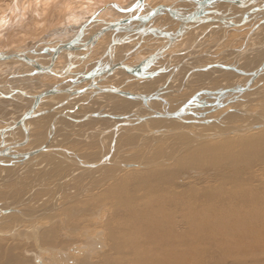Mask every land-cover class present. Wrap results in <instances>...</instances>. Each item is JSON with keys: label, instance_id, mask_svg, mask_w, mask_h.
I'll list each match as a JSON object with an SVG mask.
<instances>
[{"label": "bare ground", "instance_id": "1", "mask_svg": "<svg viewBox=\"0 0 264 264\" xmlns=\"http://www.w3.org/2000/svg\"><path fill=\"white\" fill-rule=\"evenodd\" d=\"M136 1L137 0H132V1L130 0H0V43L2 40L7 41L8 39L7 30L9 26L12 27L15 25L14 27L17 26V28L20 31V32L19 31L17 32L21 33L24 31L25 33L23 36L20 35L21 37H18L17 39L15 38L16 35L10 34L11 39H14V38L16 39L14 41L15 44L11 45V47L2 46L0 44V52L1 51H7V52L14 51L15 52L17 50L19 51V50L30 49L35 46L42 48L43 46L41 47L40 41L43 40L42 38L44 37V35H39L38 32L44 30L46 27L48 28L52 27V25L54 24L52 21L56 20V18L58 19V21H55L56 25L50 29L52 30L56 26H60V24L63 23L64 21V24L61 25L60 27L61 29H59L61 32L58 33V34H63V35H59L60 37H57V39L62 42H66L65 40H67L70 37V35H73L74 33L76 34L77 28L81 24L87 22L89 17L97 13L100 9L102 10L99 13L98 17L101 20L118 22V21L123 20L124 17H128L135 13V12H125L121 10L123 8H128ZM149 1L150 0L145 1L147 8L146 6L142 8L143 10L142 14L148 11L147 10L148 7H154L151 3H149ZM197 1H200V0H175L174 3L176 4L169 6V7L174 9L176 15L185 16V15L190 14L194 10L193 8L195 7ZM253 1L257 2L258 4L264 3V0H253ZM101 4H104V5H101ZM114 4H116L118 8L114 6ZM219 8H221L222 11ZM250 8H251V5L249 6V9ZM138 9H140V7ZM249 9L248 7L241 8L239 6H236L232 2L215 1L213 2V4L203 7L202 13L198 14V17H197L198 19L200 20L206 19V20L205 21H195V23L186 24L184 26L185 28L182 31L183 34H181L174 42H172L170 46L167 45L169 43L168 36L172 37L173 35H175V33H177L176 31L178 29L179 21H177L178 22L177 26L175 25L176 28H173L172 26L174 25L171 24L174 18L170 20L171 22L167 21V23H165L164 20L162 21V18L160 17H163L164 19H166L167 15L168 17L171 16L166 10H163L159 13L158 16L154 18V19L158 18V20L160 19L159 22L163 24V27H164L163 30L161 27L152 25L153 22L155 21L153 19L148 24V26H151L153 28L151 32L143 34L142 37H139V39L133 42H130V43H126L123 46L119 47V49L116 50L117 54L115 56L119 59L118 61H124V63L130 64L133 67H137L136 64H134L131 60H129V58L132 56L133 59H135L137 62L142 63V60H144L143 56L140 59V61H138V57L141 54L140 52L144 50L143 48L148 47L147 50H150V51L152 50L155 52L164 49L163 52H166L167 55L160 57V59L163 58L165 60L164 64H167L168 62L169 67H171L174 64L173 66L175 68L182 62L185 64L182 67L187 66L191 69V71H192V68L195 69L196 67H200V68L207 67L209 65H214V64H221L219 65L220 68L221 67L225 68L224 66H232L223 61L222 63L218 62V59L216 56L217 53H213V52L203 53V52H200V49L196 51L197 45H201L200 41L203 40V37L205 35H208L209 32L215 29L220 30L221 32H225L227 35L229 32L236 31L237 29H246V27L249 26L248 24L254 21V24L256 25L252 23L251 26H249V27H252V31L249 28L250 31L245 33L247 36L249 35V38H250L249 39L250 41L248 39L247 41H249L250 43H253V45L255 46L254 48L263 47L264 46V36L261 35V30L262 28H264V11L249 13L248 21L246 23L239 24L240 22L244 20L243 17L249 11ZM87 12H90V14L87 17H85L84 20H82L84 18V15ZM67 16H69L68 19H66ZM260 21L261 23H258ZM159 22H156V23H159ZM174 23H176V21ZM232 24H235V25H232ZM76 25L78 26L76 27ZM136 25L137 23H131V22L125 23L116 32L106 33V35H104L99 40V42L97 43V46L103 40H104L103 43H105L108 40L107 37H109L110 35H112V38H122V36L124 35L128 37L136 36L135 31H134L135 29L134 27ZM72 26H75V27H72ZM92 26H91V29L94 30L95 28H93ZM74 28H76V30H74ZM128 28L130 29V31L126 30ZM156 28H158L159 31ZM195 30L198 31L199 36L194 38L193 36L194 34H193L192 36L194 40L192 42H188L187 38ZM213 33L214 31L210 33V38L212 37L214 38V36H212ZM215 34L216 33H214V35ZM196 35L197 33L195 34V36ZM67 36L68 38L66 39ZM28 38L32 39L30 41V44L29 45L27 43L24 44L25 42H27L26 40ZM156 40H159V42H155ZM136 43L138 45H136ZM216 46H217V43H216ZM246 48L247 47L245 48L243 47L244 50ZM130 49H136L137 51L129 52ZM249 49H252V47H250ZM249 49H248V52H249ZM139 50L140 52H138ZM178 51L181 52L180 56L182 58L181 60L178 59L177 60L178 63L175 64L174 58L177 57ZM245 51L247 52V50ZM245 51H243V54L239 55V57L236 60L242 61L244 59L243 63L249 66L251 63L253 64V62H255L254 61L255 55L245 57L246 56ZM92 52L96 54L97 56L99 55V53H102L100 52V48L96 46ZM130 53L132 55H130ZM137 53H140V54L136 55ZM250 53H252L251 50H250ZM258 55H259V52H257V56ZM157 56H160V54L155 55L154 57L153 56L151 57L152 64L153 63L156 64V62L160 61V59H156ZM203 56L208 57L209 59H212L214 61L210 62L209 64L208 63L202 64V61H200V58L202 59ZM62 61H63V58H61L59 63H62ZM263 61H264V57L261 62ZM146 63H149V62H146ZM9 65L11 67L9 71V78H11L12 77L11 72H13V70L17 71L16 69H18L17 68L18 64H9ZM85 65L87 68L90 66L89 63H86ZM240 65H236V67H238L242 71H246L245 65L244 66L243 65L240 66ZM81 66H79V69L81 68ZM145 67H143V71L150 73V70L148 68L146 69ZM182 67H180L179 70L177 71H174V69L172 68L173 69L172 76H174L173 80L169 78L170 76L169 77L167 76L165 79H161L162 78L160 77L161 75L156 78H154L153 75H151L148 78L147 77L143 78L145 80L144 86H139L138 90L134 92L140 93V94L144 93L146 95L156 93V97L147 101L148 107H146V109L148 112L144 113V115L140 114L135 117L136 119L132 118L131 114L135 108L134 106L136 105L137 107L139 103H143V101L140 99H132V98H128L130 100L129 101L130 105L127 107L128 113L123 114L120 111H118L117 113H108V112H107L108 114L106 113L107 117L109 116L110 118H112V120L108 119V121L110 122L114 121V122H112V126H110L108 123V126L106 125L107 126L106 129L103 128L102 126H99L96 129H94L95 131L99 133V136H98L99 141L97 142V144L99 143V146H100L99 151H98L99 157L97 159H94L98 163L95 166H92L93 159L89 160L82 156L75 157V155H73L75 154L74 150L65 149L69 151L68 153L67 151L56 149L55 151H57V153L58 151L59 152L61 151V153H63L64 156L63 155L61 156H63L65 160L67 159L68 161L67 160L66 161L68 162L69 165H71V169L67 167L68 170L64 172L63 170H65L64 169L65 166L63 165V163H61V161L60 162L53 161L50 164V169L53 172L54 171L58 172V174H54V173L51 174L59 182V184L57 181H56L57 183L55 182L56 184H58V188H55L57 194L52 193L51 191H46L45 188H41L43 179H45L44 178L45 174H43L44 172L41 173L43 170L40 173L37 172L38 174H36V178H33V180L36 179V181L38 180V182L34 183L33 186L30 185L31 187H33V190L31 189L33 194L32 193L29 194L27 198H29V196L32 195V199H35V202L38 201L40 205L38 206L36 205V203H34V207H31L33 211L35 210L33 212L34 213L33 216L32 215L26 216L25 214L21 213L22 211H19L15 209L14 207L4 208L3 210L0 209V231L6 232L9 235L12 234L14 236H19V237H22L23 233L26 232L24 228H21V225L15 226L14 221L16 219L13 221L12 226H8L4 223L5 219L3 221V215L6 211L7 212L10 211L11 216L13 217H14V214L12 212L14 213L17 212L18 214L22 215L23 219H26L31 222H36L37 217L39 215L41 216L46 215L45 212L47 211H49V213H52L54 216L61 214V212L65 210L64 209L65 202L68 203L71 200L80 198L83 194H87V190H91L92 188H94V186L96 185L100 186L105 182V181L99 182V180H96L100 177L96 178L95 180L92 177H90L92 176V174H95V171L97 169L108 168L107 171L102 170L101 172L102 174L109 176L106 181V182H109L110 178L113 181L119 177L120 173L123 170L119 166L126 167L127 169L128 167H133V166H139L138 169L145 168L147 164L146 163L144 164V162H141L140 161L141 159L139 160L140 162L128 161L126 159L125 153H127V151H129L130 148H138V147L143 146L145 142V138L147 137L148 134H153V136L155 137L157 136L158 138H163V137L169 138L170 137L169 141L171 143L168 142V144L175 146V148H173V151H172L173 153L169 151H167L166 153H167V157L171 154V159L173 158L172 154L176 155V158H177L181 155L182 152L187 153L194 149L195 151H193L192 155L190 156V160L194 161V163L197 166H199L206 162H214L215 160L217 161L218 159H224V157L233 155L234 153V151H232L233 140L228 141L226 138L230 139L231 137L234 138L236 136H241V135H252L255 132H264V105L262 104H259V106L256 105V108H259V110L255 109V107L251 108L252 103L254 104L255 102L257 103V101L259 100H264L263 98L261 99V97L257 95L259 91H256L257 87H259V81L264 76V69L260 73V75L262 74L261 77L260 78H258V76L255 77V80L251 83V85L248 87L247 90L241 93H228L227 95L222 96L223 101L224 100L226 101L228 100V98H231V101L227 102V104L225 103L223 105H216L215 107L214 106L207 107V106H200L202 105L201 104L202 101L205 100V101H210L211 103H213L215 99L211 98L213 96L209 93H201L202 91H216V90H221V89H229L233 87H236V88L245 87L251 81V78H252V74L250 73L251 70L246 71L247 73H241V72H238L232 69L233 71L230 70L228 71L229 73L227 72L226 74H224L226 70L224 71L222 69L223 70L222 72H216L214 75L209 76L208 79H205L207 75L199 73L198 71L202 70V69H199L196 72L191 73V74L196 73L195 76L197 75V77L191 76L185 81L184 79L186 75L190 72V69L189 70L187 69L188 72L185 73L183 77L184 82L182 83L180 81L179 86L175 87L176 85L173 84L175 82L174 80H177V78L179 77ZM5 69L7 70V68ZM162 69L164 70V66ZM206 70L207 69H203L201 72L203 71L207 72L208 70L211 71L209 73L213 72L211 69H208L207 71ZM118 71L119 69L116 70L114 73L108 75L107 78L105 77L106 79L103 78L102 80H100L99 83L105 86L113 85L121 89L122 86L129 79H131V76L123 74L122 79L115 81L116 84H113L110 82L111 80L110 76L113 77V75H115ZM151 71L155 73L157 72L156 70H151ZM234 71L236 72V74ZM30 72L31 71H26L21 74L29 75ZM243 74L246 76H243ZM40 76H45V74L40 75ZM40 76L37 79V81H39V87L37 88L35 87L36 91H30L29 89H26L23 87H22L23 90L19 87L18 89L17 87H15L16 82H13V84L15 85L11 84L14 86L13 88L11 87L12 91L9 90L10 92L5 93L8 96V98L12 97L13 99L3 100V97L0 98V104H5L4 102L10 103V105L8 103L9 108L7 107L9 110L12 111V109H14V111L16 112L18 110L21 111L18 116H16L17 115L16 112L11 114L10 116L2 115L0 117V131H1V128L14 124L16 120H18L19 117L31 106L29 100L28 101L26 100L27 98H26V94H23L24 92L28 94H32L33 92L37 93L39 92L38 89L41 87L44 88V86H50V85L67 82L71 80L70 77L60 78V77L48 75L50 76L52 80L54 79L52 82H48V81L42 80ZM242 79L245 80L244 83L242 82L243 81ZM134 80H136V78ZM198 81L204 84L207 83V87L203 89L202 86H199V89H197V91L193 93L191 92L192 95L189 98L187 97L188 98L187 100L179 101V103L181 102L179 104V107L173 110L171 109V111H169L167 107L171 104L172 105L174 104L171 102H168L170 100L167 99V97L171 95H176V94L178 95L182 93L183 91L186 94L187 89L191 87V83H193L192 85H194V82H196L197 84L199 83ZM33 83L35 82L32 81V83H30L29 88H31V86H35ZM187 83H188V86H186ZM87 84L88 82H85L83 86ZM128 88H130V85L125 86V88L122 90H129ZM16 89H18V91L20 90L18 95H17ZM108 94H101V95L96 96V98L100 96L108 95ZM110 94L112 95L110 97L112 98L115 97V100L118 99L117 101H119L122 98L123 100L127 99V97L126 99H124L123 96L116 94V93L115 94L110 93ZM63 96L64 97L60 100L54 99L55 96L51 97L50 101L43 103L40 109L54 107V105L58 104L59 101H62L63 99L66 98L65 95ZM85 96H86L85 99H81L82 96H80L72 100V102L69 105L63 108L60 107L54 112L58 114L60 112H65L68 109H70L72 112V111H75V110L77 111L78 109L84 108L90 103L89 102L88 104H81L83 100H86L88 98L87 95ZM194 96L196 99L194 102L189 104L191 106L187 108L185 107L183 110V114H181L180 117H176L177 120L175 119L173 120L175 121L173 122L175 124H169V126H162V127H158L159 125L156 126L157 124L151 125V122L149 121V119H151L152 117L155 119V117H157L154 114V111L161 112V113L162 112L163 113L174 112L177 109H179L181 106L186 104L188 101L193 99ZM172 97L173 96H171L170 99H172ZM22 99H25V100L22 101ZM92 99H95V97ZM173 99L177 100L175 97H173ZM23 102L28 103V105L30 104V106L28 107V105L24 104ZM115 102L116 101L111 100L110 104H114ZM5 105L7 106V104ZM199 107L202 108V111ZM115 108L117 109V107ZM198 108L204 114L206 113V116L209 117V120L213 119L212 124L207 125V126L206 124L203 125L205 121L206 122L208 121L207 120L208 118L198 119V117H201L203 115V113H201L198 110ZM63 109H66V110H63ZM107 109L108 108H106V110ZM57 114H55V116ZM72 114L76 116L75 112ZM145 115L147 118H144ZM92 116L93 115L90 114L89 116H86L85 118L88 117V120H90ZM98 116L105 117L104 115H98ZM234 116H238L239 121L234 122L233 124L229 123L230 120L234 118ZM41 117H43V115ZM41 117L39 116L38 118H41ZM140 118H144V120L147 119L145 120V122L143 121L144 122L143 124H141L143 126L145 124L146 129L144 130V132H141L140 127L137 125V123H139L137 121H139ZM167 118H170V117H167ZM35 119L37 118L31 119L28 123L31 126V131H30L31 141L30 142L33 141L32 132L35 129L34 125L32 126V120H35ZM72 119H75V118H72ZM154 119H151V120H154ZM164 120L165 119H162L161 123ZM227 120L228 122L225 123V121ZM201 121H202L201 124H198V125L196 124ZM56 122L57 123H56L55 129L59 123L58 118ZM164 122L169 123L168 120H165ZM225 124L227 126H225ZM252 125H263V126L258 127V128L248 129V127H252ZM126 127H129V131H128V128ZM39 129L37 130L39 131ZM154 129L158 131L155 132ZM121 130H123V134L129 133L128 136L135 137L137 139V142H136L137 144H133L132 142H130L127 145L122 146V148L117 147L115 149V147L113 146L114 143L113 144L111 143L112 144L111 147L107 149V138H106L107 134H109L110 131H113V135L115 136L114 139L117 140V137H119V132ZM50 132H51V129L49 131V134ZM41 134L43 135V132ZM73 134L71 136H73ZM23 135H24L23 129H21V127L19 126L17 130H15L12 133H9L8 136L6 135V137L19 140L23 137ZM47 136H48L47 137V141H48L49 135ZM259 138L263 139L264 141V133ZM179 139H181V143L176 142L177 143L176 144L174 140L179 141ZM223 139H226V140L223 141ZM216 140H217V144H214ZM252 142H250L249 144H252ZM199 143H202V144L199 145ZM42 144H45V143L42 142L40 145L37 144V147L41 146ZM196 145H199V146L195 147ZM37 147H30L27 149L26 146H23V147H19L18 150L25 151V150H30V149H36ZM51 147H52V144H51ZM158 147L159 146H157L156 149ZM193 147H195L196 149ZM73 148L75 147L73 146ZM151 148H152V145H151ZM51 151L55 153V151L53 150ZM41 153L42 152L38 153V155ZM38 155H35L34 157H31L27 160H24V159H21L20 161L17 160L15 161V163H11L10 161H8V159L5 158L6 163L4 165H8V166L13 165L14 166L12 167L13 169L18 168L19 170L20 165L21 167L22 165H28L31 160L35 159L36 157L38 159ZM129 157H133V156H128L127 158ZM104 158H106V161H103ZM136 159L138 158H135L134 160L136 161ZM150 162H153L152 163L153 165H156L158 163L163 164L164 162H166V158L165 157L162 158L160 156L158 158H155L154 161H150ZM258 163L264 164V160H259ZM114 164L118 166H114ZM227 166L232 168L233 171L235 170L233 163H228ZM111 167H113V170L111 169ZM94 168L96 170H93ZM247 169L249 170L248 173H250V171H252L254 168L247 167ZM38 170H35L32 173ZM85 170L91 171L85 177V179L89 181L88 183L84 185H80L77 183V181L79 177L80 178L83 177V174L85 176V173H83L85 172ZM175 170L176 171L172 172L173 177H175L178 180L181 186L186 184L184 182V178L188 174L186 171L188 172L193 171L194 172L192 174L193 177H199L201 175L200 172L192 170L191 163L187 162L186 159L181 160V162L179 161ZM8 171L10 172V169H8ZM96 172H99V171H96ZM243 172H244V168L237 171L235 176L229 177V179L225 183H222V185L212 187L208 190L204 189V191L201 192L200 195L198 194V192L194 191V188H191L189 185L182 187V189L178 188L177 186L179 190H177L176 188H172V187H169L168 189L163 190V189H160V187L155 186L153 188L154 189L153 194L148 195L145 199H142L140 202L138 203H135V202L130 203L131 201L126 202L125 207L128 208V211H125L123 213L116 212L113 215H111L110 222H114L115 228L112 233V236L109 237V242L107 243L108 248L104 252L101 251L102 254L99 256L101 257L100 262H102L103 264H264V179H263L264 177L260 175L259 170H254L250 175L249 174L246 175ZM110 173H112V175H110ZM219 173L220 172L218 171L216 176L219 175ZM139 174H144V173H139ZM139 177L140 176H137L136 179ZM87 180H85V182ZM52 188L54 189V187ZM115 190L118 191V187H115ZM47 194L48 195L52 194L51 196L53 197L52 201L51 202L49 201L50 202L49 204L46 203L47 200L39 199V198L45 197ZM106 198L107 197L105 195H100V196H97L96 194L88 195L85 198L86 202L84 203V207H82L79 210L72 209L68 215V218H66V219L75 220V222H73L70 227H66L64 223L66 220L64 218H61V220H64V222H61V224L58 225L60 227L59 232H58V239L60 240H58V242L57 241L55 242L61 245L58 248L52 247V243H54L53 242L54 236L50 234L44 235L42 237L40 236V238L37 236L38 231L40 230V227L43 226V224L40 223V224H35L34 226L27 227L26 237L33 239V244L31 243L29 244L31 246H35V249L34 251H30V252L25 250L23 252L24 255L30 256L33 259L35 264H90L92 259L94 258L92 256H94V254H96V252H98L100 248L103 247L102 243L104 241V232L101 230L100 227L94 226L97 221H93V222L91 221L93 219H97L102 216L103 208H94V207L91 208L89 206H92L93 204H96L97 202H102ZM28 200L30 201V198ZM42 200H45V201L42 202ZM44 203H46L47 206ZM25 204H28V203L26 202ZM30 205L31 204H29V207ZM29 207L27 208L29 209ZM33 219H36V220H33ZM88 221L92 222L91 226L89 225ZM110 222L107 225H111ZM13 226H14V230L8 233L7 230H12ZM48 226H50V224H46V227ZM15 245L16 243L14 244H12L11 242L8 243L6 239L0 238V264H23V263H20L18 259H15V256H14L15 254L13 253L14 251L13 246ZM81 249L84 250L81 253L82 255H80V252H79V250ZM100 262H98V264H100Z\"/></svg>", "mask_w": 264, "mask_h": 264}, {"label": "rangeland", "instance_id": "2", "mask_svg": "<svg viewBox=\"0 0 264 264\" xmlns=\"http://www.w3.org/2000/svg\"><path fill=\"white\" fill-rule=\"evenodd\" d=\"M130 1H132V0H130ZM174 1L175 0H150L149 3H151L154 7L158 6L159 4L172 6V5L176 4V3H174ZM171 3H173V4H171ZM101 5H104V4H101ZM219 9L221 10V8H219ZM89 14H90V12H87L84 15V18L82 20H84L85 17H87ZM169 17L167 15L166 19H164L163 17H160V18H162V21L164 20V22L167 23V21L171 22L170 20L173 19L171 16H169ZM68 18H69V16L66 17V19H68ZM55 21H58V19L56 18V20L52 21L54 23L52 25V27L56 25ZM173 21L175 22L176 20L173 19L171 24H173L174 26L175 25L177 26V23H178L177 21L178 20L176 21V23H174ZM252 23L254 24V21L251 22L248 25L251 26ZM258 23H261V21L258 22ZM63 24H64V21H63V23L60 24V26H56L52 30L50 29L52 27H50V28L46 27L44 30L38 32L39 35H44V37L42 38L43 40L46 39L45 41H43V40L40 41L41 47L43 46V47L52 48L53 44L51 43V41H53V43L55 42L54 46H57L58 44H60L62 42V41L58 40L57 38H55L53 36L60 37L59 35H63V34H58L59 32H61L59 29H61L60 27ZM254 25H256V24H254ZM14 26H12V27L9 26V28L7 30L8 39H7V41H5V40L1 41L0 44L2 46L11 47V45L15 44L14 41L18 37H21V36H23L25 34L24 31L19 33L20 31L17 28V26L16 27H14ZM77 26L78 25H76V27ZM174 26H172V27L174 28ZM249 26H247L246 29H237L236 31H231L227 35H226L225 32H221L220 30L215 29L213 31L217 35L216 34L214 35V33H213L212 36H214V38L213 37L210 38V33L213 32V31L209 32L208 35H205L203 37V40L200 41L201 45L197 46L196 51H198L200 49V52H203V53H206V52L217 53L216 56H217L218 62L222 63V61H223V62H226V63H228L230 65H235V66L236 65H240V64H241L240 66H242V65L244 66L245 65V70L246 71H250V70L253 71V70L259 68L260 64L262 65V63H263L261 61H262V59L264 57V46L263 47H259V48H257V47L254 48L255 46L253 45V43L249 42L250 41L249 40L250 39L249 35L247 36L245 34V33L250 31L249 28L252 31V27H249ZM72 27H75V26H72ZM74 29H76V28H74ZM17 31H19V32H17ZM35 33H37V32H35ZM64 33H66V32H64ZM196 33H197V35L195 36ZM10 34L16 35L15 36L16 39L15 38L11 39L10 38ZM192 35L194 36V38L198 37L199 36L198 35V31L195 30L191 35H189V37L187 38L188 42H192L194 40ZM201 35H203V34H201ZM261 35L264 36V28H262V30H261ZM247 39L249 41H247ZM31 40H32L31 38H28L26 40L27 42H25L24 44L27 43L29 45ZM212 41H213V43H212ZM216 43H217V46H216ZM218 45H219V47H218ZM238 45H239V47H238ZM249 45H250V47H252V49H249L250 48ZM243 47L244 48L247 47L245 49V50H247V52L243 49ZM23 48H25V47H23ZM124 48H126V47H124ZM143 49H142L143 50L142 52H140V50L138 51L141 54L140 53L136 54V55L140 54L139 57H138V61H140L139 59H141L142 56L147 58L151 54L155 53V51L147 50L148 47H145ZM248 49H249V52H248ZM250 50H251L252 53H250ZM179 51L177 52V57L174 58L175 64L178 63V61H177L178 59L181 60V58H182L180 56L181 52H179ZM243 51L246 52L245 53L246 54L245 57H247V56L249 57V56H254L255 55L254 56L255 57V60H254L255 62H253V64L251 63L248 66L245 63H243L244 59L242 61H237L236 60L239 57V55L243 54ZM143 52H148V53H143ZM240 52H242V53H240ZM257 52H259L258 56H257ZM162 53H163V55H162ZM162 53H160V55H162L161 57H163L164 55H167L166 52H162ZM203 53H202V55H203ZM251 54H253V55H251ZM46 57H47V55H46ZM96 57H97V55H93L92 54V59L91 60H94ZM232 57H234V58H232ZM258 57H259V59L261 61L258 59ZM202 59L200 58V61H202V64L203 63H208L209 64L210 62L214 61V60L209 59L208 57H205V56H203ZM214 59H215V57H214ZM129 60H131L134 64H136V66L140 65V62H137L135 59H133L132 56L129 58ZM163 60L164 59L162 58V59H160L159 62H156L154 70L157 71V74H155L153 77L156 78V77L161 75L160 76V77H162L161 79H165L167 76L168 77L170 76L169 78H171V80H173L174 76H172V73H173V69H174V66H173L174 64L171 67H169L168 69L166 68L167 70L164 69L165 70V72H164V70L162 68H163V66L167 67L168 62H167V64H164L165 60H164V62H163ZM85 64H86L85 62L82 64V66H83V67L81 66L82 69L84 67H86ZM153 64L152 63L151 64L146 63V65H148V66L149 65L153 66ZM218 67H219V65L218 66H214V69L213 68L211 69L213 71L212 73H209V72H211L209 70L208 71L206 70L207 72H205V71L201 72L202 70H200L198 72L207 75V77L205 79H208L209 76L214 75L216 72H222L223 70L224 71L226 70L225 73L223 72L224 74H226L228 71H230V70H227V69H225L223 67H221V68L220 67L218 68ZM5 68H7V70ZM81 68L79 69V67H78L77 69L81 70ZM2 69H4L5 71L2 70ZM10 69H11L10 65H6L5 67L4 66L0 67V82H1L2 79L6 78V77L8 79L7 75H9ZM187 69L189 70L190 68L187 67V66L181 68V72L179 74V77L177 78V80H174L175 82L173 83L174 85H176L175 87L179 86V82L180 81L182 83L184 82L183 77H184V74L188 72ZM123 74L131 76V79H129L122 86L121 89H124L125 86L130 85V88H128L129 91L134 92V91L138 90L139 86H144V83H145L144 79L142 80V79H137L136 78V80H134L135 77H133L127 71H124V70H122V71L119 70L115 75H113V77L110 76L111 77L110 78L111 79L110 82L113 83V84H116L115 81L122 79ZM195 74L196 73L190 74L189 77L195 76ZM235 74H236V72H235ZM261 75L258 76V78H260ZM243 76H246V75L243 74ZM195 77H197V75ZM49 79H51V78L49 77ZM244 81L245 80H243L242 82L244 83ZM48 82H52V80H49ZM105 83H107V82H105ZM46 84H48V83H46ZM192 84L193 83H191V87L188 88L189 90L187 89V91H189V92L186 91V94L183 91L182 93H180L178 95L177 94L176 95H171V96L175 97L177 100L173 99V97H172L173 100L170 99L171 96L167 97V99L170 100L168 102H171V103L174 104V105H172L170 103L171 104V105H169L170 107L169 106L167 107L169 109V111H171V109L173 110V109H176L177 107H179V104L181 103V102L179 103V101L187 100L192 95L193 92H195V91H197V89H199V86H202L203 89L207 87V83L204 84V83L199 82V83L196 84V82H194V85H192ZM186 86H188V83L186 84ZM256 91H259L257 93V95L260 96L261 99L262 98L264 99V76L259 81V87H257ZM183 94H185V95H183ZM108 96H112V95L109 93L108 95L100 96V97H97V98L95 97V99H92L90 101L89 105L85 106L84 108L78 109L77 111L76 110L72 111L71 113H67V116L58 117V122L59 123H58V126L56 127L57 130L55 129L54 134L52 135V138L54 139V140L52 139V141H51L52 147L56 146V147H62V148L68 149V150H74L75 153H77L78 155H80V156H82V157H84L86 159H89V160L97 159L99 157V155H98L99 152L98 151H99V148H100L99 143L97 144V142L99 141V137H98L99 133L97 131H95L94 129H96L99 126H102L103 128L106 129V127L108 126V123H109L110 126H112V122H114V121H111V122L108 121V119L112 120V118H110L109 116L107 117L106 113L107 112L108 113H117L118 111H120L121 113L126 114V113H128L127 107L130 105V103H129L130 100L128 98L127 99L124 98L126 100H123V98L122 99L119 98L120 100L117 101L118 99L115 100V97L112 98V97H108ZM0 98H1V96H0ZM211 98L215 99L214 96L211 97ZM111 100L116 101V102L114 104H110ZM177 102H178V104H177ZM176 104H177V106H176ZM254 104L252 103L251 108L255 107V109L259 110V108H256V105H258V106H259V104L264 105V100H259V101H257V103L255 102ZM114 106L117 107V109ZM134 107L135 108H134V110L132 111V114H131L132 118H134V119H136L135 118L136 116H138L140 114L144 115V113L148 112L147 109H146V106H144L143 103H139L137 107H136V105ZM106 108H108V109L106 110ZM199 108L202 111V108L201 107H199ZM199 108H198V110L200 111ZM63 110H66V109H63ZM20 112L21 111L18 110L16 112V114H17L16 116H18ZM74 112L76 113V116H74L72 114ZM96 112H98V113H96ZM1 113L3 114V112H0V115H1ZM201 113H203V112H201ZM55 114H57V113L54 112V114L53 113L52 114H46L45 116L43 115V117L40 116L41 118L37 117V119L32 120V126L34 125L35 129L33 130V133H32L33 141H32V143H31V145L29 147H31V146L32 147H37V144L40 145L42 142L43 143L47 142V137H48L47 135H49V131L51 129L50 126L52 125V122L54 121L53 119L55 117ZM90 114L93 115L90 118V120H88V117L85 118L86 116H89ZM98 115H104L105 117H100ZM70 118L71 119L75 118V119L71 120ZM200 118L201 119H205V118L207 119L208 118L207 119L208 121L207 122L205 121L203 123V125L206 124V126H207V125H210V124L213 123V119L209 120V117L206 116V113L205 114L203 113V115L201 117H198V119H200ZM43 119H44V121H43ZM151 119H154V118L152 117ZM151 119H149V121L151 122V125H156L157 124L156 126L159 125L158 127L169 126V124H175V123H173V122H175L173 120L174 119L177 120L176 117H174V118H171V117L170 118H167V117H155L154 120H151ZM162 119L168 120L169 123L164 122L165 120L163 121L164 123L163 122L161 123ZM170 120L172 121V123H171ZM237 121H239V117L238 116H234V118H232L229 123L233 124L234 122H237ZM44 122H45V124L42 125ZM144 122H145V120H144ZM144 122L141 121V123L139 122L140 124L137 123V125L141 129V132H144V130L146 129L145 124H144V126L141 125ZM227 122H228V120L225 121V123H227ZM165 123H166V125H165ZM201 123H202V121L199 122V123H196V124L198 125V124H201ZM66 124H68V125H66ZM225 126H227V125L225 124ZM129 127H131V126H129ZM129 127H126V128H128V131H129ZM139 127H137V128H139ZM214 128H216V127H214ZM37 129H39V131ZM91 130H93V131H91ZM42 132H43V135L41 134ZM92 133H93V135H92ZM263 133L264 132H255L252 135H241V136H236L234 138L231 137L230 139L226 138L228 141L233 140V147H232V151H234L233 155L228 156V157H224V159H218L217 161L215 160L214 162H206V163H204L202 165H199V166H197L194 163V161L190 160V156L192 155L193 151H195L194 149L189 151V152H187V153H183L182 152L181 155L179 157H177V158H176V155L172 154L173 158L171 159V154L167 157V153H166L167 151L173 153L172 152L173 148H175V146L168 144V142H170L169 141L170 137L169 138H165V137L158 138L157 136L156 137L153 136V134H148L147 137L145 138V142H144L143 146L138 147V148H130L129 151H127V153H125L126 154L125 155L126 159L128 161H134V162H140L141 161V162H144V164L145 163L147 164V166L145 168L138 169L139 166H133V167H128V169H127L126 167L119 166L120 168L123 169L122 172L120 173L119 177L117 179L113 180V181L110 178L109 182H106L109 176H107L105 174H102V172H101L102 170H106L107 171L108 168L97 169V170L94 168L93 170H96V171H99V172L95 171V174H92V176H90V177H92L94 180L96 178L100 177V178H98L96 180H99V182L105 181L102 185H100V186L96 185L91 190H87V194H83L80 198H77L75 200H71L68 203L65 202V205H64V209L65 210H63L61 212V214H59L57 216H54L52 213H49V211H47L48 213L45 212L46 215H42V216L39 215L37 217V221H39V222H37V221L36 222H31V221H28L26 219H23L22 215L18 214L17 212L16 213L12 212L14 214V217H13V216H11V213H10L9 210H8L9 212L6 211L4 213V215H3V221L5 219L4 223L6 225H8V226H12L13 225V221L16 219L14 221L15 226L21 225V228H24L26 230V232L23 233L22 237H19V236H14L12 234L9 235L6 232L0 231V238L6 239V241L8 243L9 242H11L12 244L16 243V245L13 246V249H14L13 253L15 254L14 255L15 259H18L20 263H23V264H35L33 259L30 256H25L24 253H23L25 250L30 252V251H34V249H35V246H31L29 244V243L33 244V239L26 237L27 227L34 226L35 224H40V223L43 224V226L40 227V230L38 231L37 236L39 238H40V236L42 237V236L47 235V234H50V235L54 236V240H53L54 243H52V247H57L58 248L61 245L58 244V243H55V242L56 241L58 242V240H60V239H58V232H59V229H60V227L58 225L61 224V222H64V220H61V218H64L66 220L64 222L66 227H70L71 224L73 222H75V220L74 219L73 220L66 219V218H68V215H69V213L71 212L72 209H78L79 210L82 207H84V203L86 202L85 198L88 195H92V194H96L97 196L105 195L107 197L105 200H103L102 202H97L96 204H93L92 206H89L91 208H93V207L94 208H103L102 216L100 218L91 220L92 222L93 221H97L94 226L95 227H100L101 230L104 232V241L102 243L103 247L100 248V250L98 252H96V254H94V256H92L94 258L92 259V261L90 263V264H98V262H100V258H101L99 256L102 254L101 251L104 252L108 248V244L107 243L109 242V237L112 236V233H113L114 228H115L114 222H110L111 221V215H113L116 212L123 213L125 211H128V208L125 207V203L126 202H129V201H131L130 203H132V202H135V203L140 202L142 199H145L148 195L153 194V192H154L153 188L155 186L160 187V189H163V190L164 189H168L169 187L176 188L177 190H179L178 188L182 189V187H185L186 185H189L191 188H194V191L198 192V194L200 195V193L203 192L204 189L208 190V189H210L212 187H215V186H218V185H222V183H225L229 179V177L235 176L237 171L241 170L242 168H244V172L243 173L246 174V175H248V174L250 175L254 170H259L260 175L262 177H264V164L263 163H258L259 160H264V141H263V139L259 138ZM72 134H73V136H71ZM128 135H129V133H127V134L124 133L123 134V130H121L119 132V137H117V140H115L114 139L115 136L113 135V131H110L109 134H107V136H106V138H107V149H109V147H111V145L113 143H114L113 146L115 147V149L117 147H121L122 148V146H125L128 143H130V142H132L133 144H137L136 143L137 139L135 137H130ZM44 138L46 139V141H45ZM226 139H223V141L226 140ZM113 141H115V142H113ZM174 141H175V143L176 142L181 143V139H179V141H177V140H174ZM250 142H252V144H249ZM51 144H50V146H51ZM108 144H109V146H108ZM200 144H202V143H199V145ZM214 144H217V140L214 142ZM151 145H152V148H151ZM199 145H196L195 147H197ZM73 146L75 148H73ZM157 146H159V147L156 149ZM195 147H193V148H195ZM56 149L57 148H55V150ZM55 150H53V151H55ZM133 150H134V152H133ZM49 152H51V153H49ZM61 155H63V153H61V151L60 152L58 151V153H57V151H55V153L52 152V151L42 152L41 154L38 155V159L36 157L35 159L31 160L28 165H22V167L20 165L19 166L20 167L19 170H18V168L13 169L12 168V167H14L13 165H11V166L10 165L9 166L8 165H4V164H2V166L0 165V176H1L0 177V209L3 210L4 208L14 207L17 210L22 211L21 213L25 214L26 216H31V215L33 216V214H34L33 212L35 210L33 211L31 207H34V203H36V205H38V206L40 205L38 203V201L35 202V199H32V195L29 196L30 201L28 200L29 198H27L28 195L31 194L32 190H33V187H31L30 185L33 186L34 183L38 182V180L37 181H36V179L33 180V178H36V174L40 173L43 170L41 173L44 172L43 174H45V177H44L45 179H43V183L41 184V188H45L46 191H51L52 193L57 194L55 188H58L59 182L51 174H53V173L54 174H58V172L57 171L53 172L50 169V164L53 161L54 162H56V161L60 162L61 161V163H63V165L65 166V168H64L65 170H63L64 172L66 170H68V168L71 169V165H69L68 162H67L68 160L66 159L67 160L66 161L64 159V157H63L64 155L63 156H61ZM127 155L128 156H133V157L127 158L128 157ZM160 156L162 158L165 157L166 158V162H164L163 164L158 163L156 165H153L152 164L153 162H150V161H154L155 158H158ZM135 158H138V159H136V161H135L134 160ZM184 159H186L187 162L191 163L192 170L200 172L201 175L199 177H193L192 176V174L194 173L193 171L192 172L186 171L188 173L185 176V178H184V182L186 184L181 186L179 184L178 180L175 177H173L172 172L176 171L175 169H176L179 161L181 162V160H184ZM3 160L5 161V159H3ZM228 163H233L234 164V169H235L234 171H233L232 168L227 166ZM39 166H41L42 168L39 167ZM114 166H118V165L114 164ZM247 167H251V168H254V169L252 171H250V173H248L249 170L247 169ZM8 169H10V172L8 171ZM111 169L113 170V167H111ZM35 170H38V171L32 173ZM17 171H18V173H17ZM218 171L220 173H219V175L216 176ZM89 172H91V171L90 170H85V172H83V173H85V176L83 174L82 178L79 177L77 183L80 184V185H84V184L88 183L89 180L85 179V177L87 176V174ZM139 173H144V174H139ZM110 175H112V173H110ZM137 176H140V177L136 179ZM29 179H31V180H29ZM85 180H87V181L85 182ZM56 181L58 182V184H56L57 183ZM29 183H31V184H29ZM48 183H49V185H48ZM177 186H178V188H177ZM52 187H54V189ZM115 187H118V191L115 190ZM15 190H17L18 192L15 191ZM20 194H22V195H20ZM51 195L52 194H50V195L47 194L45 197L39 198V199H45V200H47L46 203L49 204L52 201V199H53V197ZM49 198H50V200H49ZM39 199H37V200H39ZM45 200H42V202L45 201ZM24 201H26L28 204H25L26 202H24ZM46 203H44V204L47 206ZM29 204H31L30 207H29ZM27 207H29V209ZM20 208H21V210H20ZM78 218H76V219H78ZM33 220H36V219H33ZM92 222L88 221L90 226H91ZM109 222L111 223V225H107ZM46 224H50V226L46 227ZM83 226H85V225H83ZM83 226H81V227H83ZM13 230H14V226H13L12 230H7V231H8V233H10ZM110 240H111V238H110ZM61 241H63V240H61ZM23 244H25V245H23ZM83 251H84L83 249L79 250L80 255H82L81 253ZM100 264H103V263L100 262Z\"/></svg>", "mask_w": 264, "mask_h": 264}, {"label": "water", "instance_id": "3", "mask_svg": "<svg viewBox=\"0 0 264 264\" xmlns=\"http://www.w3.org/2000/svg\"><path fill=\"white\" fill-rule=\"evenodd\" d=\"M145 1L146 0H137L135 3H133L128 8H123L121 11L135 12V13L128 17H124L123 20L118 21V22L101 20L98 17L99 13L102 10L100 9L97 13L89 17L87 22L81 24L77 28V32L73 37H71L68 41L60 43L53 48H49V47L39 48L35 46L30 49L19 50V51L17 50L15 52L14 51H11V52L1 51L0 52V60L14 61V62L21 61L27 67H30L33 70L29 73V75L31 76H35V74H38V73H46V74H51L52 76H56L60 78H67L71 76L74 68H76L77 66H81L84 62L88 60L93 49L95 48L99 40L104 35H106V33L116 32L125 23H130V22L137 23V25L134 27L136 36L128 37L124 35L122 36V38H112L108 46V49L106 50V53L102 57H100V59L95 63L96 66L94 70L89 71L88 74H85L84 76H81L78 79L72 78L70 81H67L68 83L62 82V83L54 84V86L47 88L43 91L37 92L36 94H33V93L28 94L26 92L23 93V94H26V97H29V99L32 100L31 106L19 117L18 120H16L14 124L1 128V131H0V165L6 163L3 160L5 158L9 159L8 161H10L11 163H15V161L17 160L18 161H20L21 159L27 160L31 157H34L35 155H38V153L40 152H48L51 150H55V148L59 150L61 149V150L67 151L69 153V151L65 150V148H62V147L53 148L49 145L51 144V141L53 139L52 135L54 134L55 126L57 123L56 122L57 118L59 116L60 117L67 116V113H71L70 109L66 110L65 112H60L54 117L53 119L54 121L52 122V125H51V132L49 134V140L45 144L37 147L36 149H30V150H25V151L18 150V149L19 147L26 146L31 141L30 139L31 126L30 124H28L31 119L37 118L45 114H51L58 108L60 107L63 108L69 105L72 102V100L80 96L87 95L88 98L86 100H83L81 104H88L90 102V99L98 95H101V94H108L110 92L114 94L115 93L119 94L123 96L124 98L127 97V98H132V99H140L143 101L145 106L148 107L147 101L156 97V93L149 94V95H146L144 93L140 94V93L132 92L129 90H122L119 87H115L113 85L112 86L111 85H107V86L101 85V83L99 82L103 78L105 77L107 78L108 75L114 73L118 69H123L124 71H127L130 75H132L133 77L137 79H143L144 77L148 78L151 75L154 76L155 74H157V72L155 73L152 71H150V73L144 72L143 67L146 66L145 68L147 69L148 65H146V62L150 63L152 60L151 57L160 54L161 52L164 51V49L151 54L150 56H148V58H146L147 60L146 59L142 60V63H140L139 66L133 67L130 64L124 63V61H115L114 48L116 46H120L126 43L133 42L139 39V37H142L143 34L151 32L153 28L151 26H148V24L156 16H158L161 11L166 10L171 15L172 18H174L176 21L177 20L179 21L178 29L176 31L177 33H175V35H173L172 37L168 36L169 37V43L167 44L168 46H170L172 42H174L181 34H183L182 31L185 28L184 26L186 24L195 23V21H205L206 19H203V20L198 19L197 18L198 14L202 13L203 7L213 4V2L215 1L232 2L236 6H239L241 8L248 7V9H249V6L251 5V8L243 17L244 20L240 22L239 24L246 23L248 21L249 13L264 11V3L258 4L257 2L253 0H200V1H197L195 7L193 8L194 10L190 14L185 15V16L176 15L174 9L164 4H159L158 6H155L152 8L148 7L147 9L148 11L142 14V11H143L142 8L146 6ZM114 6L117 7L116 4H114ZM139 7L140 9H138ZM94 25L95 27H97L96 30L88 34L89 31L92 30L91 26L94 27ZM232 25H235V24H232ZM156 29L159 31L158 28ZM126 30L130 31L129 28ZM82 52H86V54H82ZM63 53L66 54L65 57H66V62H67V67L65 69H61L58 66V62L63 57L62 56ZM130 55L132 54L130 53ZM107 58L109 60L105 64L103 61L104 59H107ZM77 59L79 60V62H76ZM184 65L185 64L182 62L181 64H179L177 67L174 68V71L179 70V68ZM216 65H221V64H214V65H209L207 67H201V68L196 67L195 69L192 68V71L190 70V72L186 75L184 80L186 81L191 73L196 72L199 69L208 70V69H212ZM224 67L227 70L234 69L235 71H238L241 73H247L246 71H242L235 65L224 66ZM164 69H166V67H164ZM263 69H264V61L259 68L250 72L252 74V78H251V81L248 83V85H246L245 87H240V88L233 87L229 89H221V90H216V91H202L201 93H209L212 96H214L215 101L211 103L210 101L203 100L201 103L202 105H200L199 103L198 104L200 106H207V107L209 106L215 107L216 105H223L225 103L227 104V102L231 101V98H228V100L223 101L222 96L227 95L228 93H241L247 90L248 87L251 85V83L255 80V77L259 76L260 73L263 71ZM85 82H88L89 84L83 86ZM5 85L6 84L1 83L0 87H3ZM56 95H65L66 98L63 99L62 101H59V103L54 105V107L52 108L40 109L43 103L50 101V98ZM195 99L196 98L194 96L193 99L188 101L186 104H184L183 106H181L179 109H177L174 112H168V113L162 112L161 113V112L154 111V114L157 117H162V116L172 117V118L180 117L181 114H183L184 108L190 107L191 105L189 104L194 102ZM144 118H147L146 115L144 116ZM144 118H140V120L137 122L144 121ZM19 126L21 127V129H23V133H24L21 139L16 140V139H11V138L6 137V135L8 136L9 133L18 129ZM262 126L263 125H252V127H248V129L258 128ZM154 130L155 132L158 131L156 129ZM73 155H75V157L80 156L77 153ZM103 161H106V158H104ZM96 164H98L97 161L93 160L92 166H95Z\"/></svg>", "mask_w": 264, "mask_h": 264}, {"label": "crops", "instance_id": "4", "mask_svg": "<svg viewBox=\"0 0 264 264\" xmlns=\"http://www.w3.org/2000/svg\"><path fill=\"white\" fill-rule=\"evenodd\" d=\"M149 8H152V7H149ZM155 21L153 22V24L152 25H156V26H158V27H161L162 28V30L164 29V27H163V24L161 23V22H159V20H158V18H156V19H154ZM158 20V21H157ZM156 21L157 22H159V23H156ZM95 26V25H94ZM93 28H95L94 30H96V28L97 27H93ZM174 28H176L175 26H174ZM74 30H76V29H74ZM94 30H90L89 31V33L88 34H90V33H92ZM76 32V31H75ZM170 33V32H169ZM75 35V33L73 34V35H70V37L68 38V36L66 37V39L67 40H69L71 37H73ZM53 37H55V38H57L58 36H53ZM52 37V38H53ZM54 38V39H55ZM108 38V40L105 42V43H103V41L102 42H100V44L97 46L96 45V47H98V48H100V52H102V53H99V55L97 56V58H95L94 60H92L91 61V59H92V54L93 55H96V54H94L93 52L90 54V58H88V60L85 62V63H89L90 64V66L87 68V67H84V69H82V70H78L77 68L79 67V66H77L76 68H74L73 69V72H72V74H71V76H70V79H72V78H75V79H78V78H80L81 76H84L85 74H88L89 73V71H92V70H94V68H95V63L100 59V57H102L105 53H106V50L108 49V46H109V44H110V42H111V40H112V35H110L109 37H107ZM52 40V39H51ZM67 40H65V41H67ZM155 42H159V40H156ZM103 43V44H102ZM143 43V42H142ZM142 43H141V45H142ZM52 44H53V46H52V48L54 47V44H55V42L53 43V41H52ZM136 45H138L137 43H136ZM121 46H123V45H120V46H116L115 48H114V59H115V61H118L119 59L115 56L116 54H117V52H116V50H118L119 49V47H121ZM198 46V45H197ZM102 47V48H101ZM131 48V47H130ZM102 50V51H101ZM130 50H132V51H130ZM129 50V52H135V51H137L136 49H130ZM185 50V49H184ZM143 53H148V52H143ZM82 54H86V52H82ZM62 58H63V61H62V63H59L58 62V66H59V68H61V69H65L67 66V62H66V54L65 53H63L62 54ZM147 56V55H146ZM160 57H161V55L160 56H157L156 57V59H160ZM117 58V59H116ZM143 58H145L144 56H143ZM108 58L107 59H104V63L106 64L107 62H108ZM140 60V59H139ZM106 61V62H105ZM76 62H79V60L77 59L76 60ZM95 62V63H94ZM2 64V65H1ZM9 64H18V69H16L17 71H14L13 70V72H11V74H12V77L11 78H9V75H7L8 76V78L9 79H7V77L6 78H4V79H2L1 80V83H3V84H6L5 86H3V87H0L1 89H0V96L1 97H3V100H12L13 98L12 97H9L8 98V96L5 94V93H7V92H10V91H12V88L14 87L13 85H15V84H13V82H16V85H15V87H19V88H21L22 89V87L23 88H26V89H29L30 91H36V88L37 87H39V81H37V79L39 78V76L40 75H44L45 74V76H40L41 78H42V80H44V81H49V80H52V79H49V77L50 76H52L51 74H48V75H50V76H48V75H46V73H39V74H35V76H29V75H23V74H21V73H24V72H26V71H33L30 67H27L23 62H21V61H17V62H14V61H6V60H0V66H5V65H9ZM149 64H151V63H149ZM23 65V66H22ZM145 66V65H144ZM154 67H155V63L153 64V67H152V65H149L148 66V68H149V70L151 71V70H154ZM153 68V69H152ZM166 68H169V65H167V67ZM20 69V70H19ZM25 69H27V70H25ZM120 71H122L123 69H119ZM147 71V70H146ZM17 74V75H16ZM14 75V76H13ZM54 80V79H53ZM52 80V81H53ZM32 81H34L35 83H33L35 86H31V88H29L30 87V83H32ZM11 84H13V85H11ZM38 84V85H37ZM89 84V83H88ZM52 86H54V85H50V86H44V88H39L38 90H39V92L40 91H43V90H45V89H47V88H50V87H52ZM12 87V88H11ZM36 87V88H35ZM18 88V89H19ZM18 89H16L17 91V95H18V93H19V91H18ZM35 89V90H34ZM10 90V91H9ZM23 90V89H22ZM33 93H35L36 94V92H33ZM3 94H5V95H3ZM60 96V97H59ZM64 96L63 95H57V96H55L54 97V99H56V100H60V99H62ZM108 97H110V96H108ZM107 97V98H108ZM27 98V99H26ZM25 99L28 101L29 100V102H30V104H31V102H32V100L31 99H28V97H26ZM86 98V96H82L81 97V99H85ZM25 99H22V101L23 100H25ZM92 100V99H91ZM5 104H7V106L5 105V104H0V112L2 111L3 112V114H1L0 115V117L2 116V115H4V116H10L11 114H13V113H15L16 111H14V109H12V111L11 110H9L8 108H9V106H8V103H6V102H4ZM24 103V102H23ZM24 104H26V105H28V103H24ZM24 104H22V105H24ZM30 104L28 105V107L30 106ZM9 105H10V103H9ZM43 106H45V105H43ZM47 106V105H46ZM8 107V108H7ZM48 107H50V106H48ZM46 115V114H45ZM44 115V116H45ZM45 123V122H44ZM43 123V124H44ZM171 126H173V125H171ZM172 128V127H171ZM17 130V129H16ZM15 131V130H14ZM13 131V132H14ZM12 133V132H11ZM33 133V132H32ZM31 143L32 142H30L28 145H26V147H27V149L28 148H30L29 146L31 145ZM32 147V146H31Z\"/></svg>", "mask_w": 264, "mask_h": 264}]
</instances>
